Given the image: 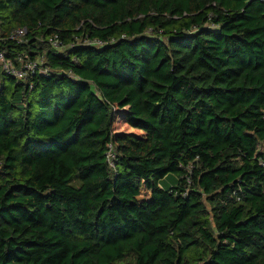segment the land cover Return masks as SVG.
Listing matches in <instances>:
<instances>
[{"label":"trees","instance_id":"1","mask_svg":"<svg viewBox=\"0 0 264 264\" xmlns=\"http://www.w3.org/2000/svg\"><path fill=\"white\" fill-rule=\"evenodd\" d=\"M0 52V264H264L262 0H0Z\"/></svg>","mask_w":264,"mask_h":264},{"label":"built area","instance_id":"2","mask_svg":"<svg viewBox=\"0 0 264 264\" xmlns=\"http://www.w3.org/2000/svg\"><path fill=\"white\" fill-rule=\"evenodd\" d=\"M264 2V0H262ZM26 34V30L22 29L16 32L15 36L19 39L24 37ZM52 45L56 48H60V43L58 42V38L56 37L52 41ZM41 61V60H40ZM28 62L23 63L22 68L18 69L16 68L10 61L6 60L5 55L3 52H0V64L2 65V68L7 74L14 76L19 79H24L29 74H34L35 72L39 71L42 74H47L48 71L46 69H43L41 67V62ZM114 148L111 145L108 153V161L112 162L114 159Z\"/></svg>","mask_w":264,"mask_h":264},{"label":"rangeland","instance_id":"3","mask_svg":"<svg viewBox=\"0 0 264 264\" xmlns=\"http://www.w3.org/2000/svg\"><path fill=\"white\" fill-rule=\"evenodd\" d=\"M119 125H120V124H119ZM161 185L164 186V187H166V188L172 186L171 181H167V182H163V181H162Z\"/></svg>","mask_w":264,"mask_h":264}]
</instances>
